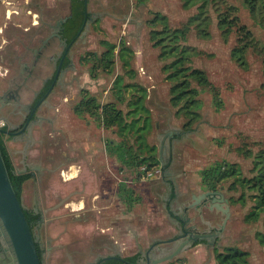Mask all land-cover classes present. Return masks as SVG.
<instances>
[{
	"label": "rangeland",
	"instance_id": "374dc122",
	"mask_svg": "<svg viewBox=\"0 0 264 264\" xmlns=\"http://www.w3.org/2000/svg\"><path fill=\"white\" fill-rule=\"evenodd\" d=\"M63 1L61 12H65L68 6L65 4L67 0ZM184 2L148 0L140 4L138 0H88L90 17L84 33L73 45L74 68L65 70L58 90L51 95L53 106H44L40 110V114L45 116L39 122L38 146L50 161L52 153L49 150L54 147L53 161L67 163L61 168L57 179L60 185L66 187L65 192L45 193L43 202L37 205H42L38 209L44 221L34 231L41 239L43 248L52 249V253L45 254L46 263L59 264L58 255L61 253L58 250L63 249L68 252L81 250L89 264H94L99 253L115 251L113 245L117 239L124 240L128 248L125 254L136 255L145 243L150 244L155 239H165L178 232L175 222L171 220V212L180 214L181 211L177 202L172 205V210L169 203L175 190H179L181 202L194 204L192 194L198 196L205 189L200 174L202 169L217 161L227 160L238 165L243 174L251 175L253 160L247 154L249 150L258 151L264 143V28L252 18L240 0H232L239 7L241 23L248 26L260 45L249 48L247 64L241 65L232 57V49L238 40L237 33H232L225 40L213 10L210 37L199 36L192 27L188 44L199 51L193 57L192 65L207 72L220 93L223 106L217 111L212 92L202 93V117L193 123L190 130H185L187 118L179 115L177 107L172 105L171 80L163 69L165 62L159 56L160 49L153 45L150 38L148 23L154 11H161L167 15L171 26H183L197 13L196 6L187 8ZM103 39L117 44L125 40L132 47L135 51V77L131 78L125 73L119 57L112 74L99 70L95 76L89 71L93 65L91 52L101 53L104 50L101 44ZM118 74H124L126 82H139L147 88L146 105L152 114L148 141L157 146L162 160V169L153 172L152 176L144 173L140 179L109 154L107 141L121 139L116 131L99 127L93 117L83 119L74 112L76 103L85 93L93 94L102 101L113 98L112 86ZM24 98L30 100V94L25 93ZM47 117L53 121H48ZM52 140H59L57 153V145ZM63 170L69 171L70 176L64 178ZM122 182H127L131 188L132 196L136 199L133 203L125 199L126 192L120 191ZM231 183L232 179L218 182L228 199L230 217L221 210H203L205 216L214 218L221 229L216 247L222 249L236 245L249 251V264H264V245L256 236L259 229L264 230L262 221H246L251 202L248 201L246 205L234 202L233 199H237L241 191L231 189ZM101 185H104L105 193H100ZM69 186H74L76 190V198L71 200L76 203L73 207L67 199ZM82 201L84 208L79 209ZM33 203L32 200L30 203L25 201L29 209H33ZM130 203L133 204L131 209ZM192 207L189 212L195 218L192 224L202 229L205 225L200 221L196 208ZM118 221L122 222L117 233H114L110 227H114ZM120 229H123V236ZM130 235H135L136 241L142 239L140 247L136 246L135 240L126 242ZM168 244L164 243L170 246ZM216 247L199 242L162 264H217Z\"/></svg>",
	"mask_w": 264,
	"mask_h": 264
},
{
	"label": "trees",
	"instance_id": "16d2710c",
	"mask_svg": "<svg viewBox=\"0 0 264 264\" xmlns=\"http://www.w3.org/2000/svg\"><path fill=\"white\" fill-rule=\"evenodd\" d=\"M184 1L187 8L196 6L197 13L192 15L183 26H171L169 18L161 11H154L148 23L150 38L153 45L160 49L159 56L165 62L163 69L168 72L167 78L171 80L172 105L177 107L179 115L183 114L187 118L184 127L185 130H190L193 123L202 117L203 102L200 98L202 93L212 92L213 104L217 111L223 106L220 93L210 81L207 72L192 65L193 57L199 54L196 47L188 44L192 27L196 29L199 36L210 37V27L213 22L211 10H213L225 40H228L232 33H237L238 40L232 49V57L241 65L247 64L246 54L249 48L260 47V45L248 26L241 23L238 14L239 7L232 0ZM240 1L248 8L252 18L264 28V0ZM138 2L143 4L148 0H138ZM71 4L73 16L69 21L71 28L74 29L71 36L75 35L78 38L85 23V0H71ZM67 24L68 22L65 23V34L67 33ZM101 44L104 46L101 53L91 52L93 65L89 71L93 75L97 76L96 73L99 70H106L112 74L116 68L117 57H119L125 73L131 78L135 77L136 71L133 68L135 51L125 40H121L117 44L103 39ZM146 92L147 88L139 82H126L125 75L118 74L112 86L113 98L102 101L93 94L85 93L74 107V112L80 118L87 119L88 116H91L97 121L99 127L116 131L121 139L118 141L108 140L107 150L123 166L135 172L140 179L144 173L162 169V160L157 153V146L148 141V135L152 130V114L146 105ZM0 151L14 190L22 202L23 185L29 175L17 172L7 146V133L3 130H0ZM247 156L253 160L251 175L243 174L238 165L227 160L215 162L202 169L200 174L205 189L208 190L218 189V182L221 180L232 179L230 188L241 191L240 196L233 201L241 202L244 205L248 201L251 202V209L245 217L246 221L251 223L262 221L264 227V143L258 151L249 150ZM120 189L123 193L126 192L125 199L133 203L135 198L132 196V190L128 187L127 182H122ZM122 195L124 197V194ZM132 203H130V209ZM24 210L34 234L41 215L26 207ZM256 236L264 245V230L259 229ZM37 249L40 254L39 243H37ZM136 258L137 255L127 257L131 261H135ZM215 260L217 264H249V251L236 245H228L222 249L216 247ZM102 264H125V262L118 258H110Z\"/></svg>",
	"mask_w": 264,
	"mask_h": 264
},
{
	"label": "flooded vegetation",
	"instance_id": "af4514ba",
	"mask_svg": "<svg viewBox=\"0 0 264 264\" xmlns=\"http://www.w3.org/2000/svg\"><path fill=\"white\" fill-rule=\"evenodd\" d=\"M63 3V0H0V121L4 124L0 128L7 127L8 130L17 127L23 128L34 122H40V118L45 116L40 114V110L44 106H53L50 97L58 90L65 70L74 68L73 45L84 33L85 27L80 31L78 38L75 35L71 36L74 32L69 21L73 16L71 0H67L65 3L68 4L65 12L60 10ZM89 17L90 14H88L87 21ZM66 22L68 24L65 34ZM84 24L86 25V22ZM27 92L30 94V100L24 98V94ZM47 119L50 122L53 121L49 117ZM206 191L213 190L204 189L197 194L198 196L192 194L194 204H186L179 200L180 191L175 190L169 204L172 210V205L177 202L181 211L180 214L171 212L173 214L171 220L175 222L178 232L165 239H155L145 252L136 254L135 261L127 259V257L135 255L122 256L118 251H113L99 253L94 264H98L105 256L125 258L127 261L118 258L125 264H143L147 261L148 256L152 258L159 255L160 246L171 248L178 241L189 239V237L195 238L193 245L201 242L216 247L219 241L217 235L220 234L217 231L219 224L215 222L214 218L205 216L203 210L206 208L209 212H213L220 209L216 206V202H213L212 197L200 198L199 195ZM192 206L196 208L200 221L205 225L202 229L197 224H192L195 219L189 213ZM36 212L41 215L38 223V226H41L44 221L43 214L41 211ZM0 229L3 230L2 227ZM1 230L0 264H14L13 258H10L13 255V250L9 239ZM199 235H204V240L200 241ZM34 237L36 244L39 243L41 264H48L44 257L46 253H52V249L43 248L42 241L35 231ZM196 238L198 239L196 240ZM163 240L170 246L158 244ZM113 248H115V244ZM149 249L151 250L148 253ZM58 251L61 253V256L58 255L60 257L59 264H89L86 255L81 250L68 252L62 249ZM54 252L57 251L54 250Z\"/></svg>",
	"mask_w": 264,
	"mask_h": 264
},
{
	"label": "crops",
	"instance_id": "0c3cea01",
	"mask_svg": "<svg viewBox=\"0 0 264 264\" xmlns=\"http://www.w3.org/2000/svg\"><path fill=\"white\" fill-rule=\"evenodd\" d=\"M58 121H60V119H58ZM39 125H41V123L34 122L30 124L24 131H22L21 127L12 128L9 130L14 132V134H7V146H8L11 158L14 162L17 172L20 174L29 175V178L25 181L23 185L22 203L24 207L28 208L25 204V201L30 203V201L32 200V202L34 203L32 204L31 208H33L32 210H35V211H41L40 209L42 205L40 207H37V205L43 202V197L45 193L46 194H50V192L51 193L53 192L55 194L63 193L65 192V188H66L64 187V185H60L57 179H59L61 168L66 166L67 163H61L58 160H55V162L53 161L52 155L54 154V147H51V150H49L52 153L50 155L51 161L45 156L46 155L44 154L45 152H43V150L40 148V146H38V143H37L39 139L38 138ZM51 138L54 139L53 136H51ZM52 141L54 142V145H57V147H55V153H57L59 149L58 148L59 140H55V141L52 140ZM89 161H90V158H89ZM61 187H62V190H60ZM103 188H104V185H101L100 193H105V190H103ZM67 191H68L67 199L69 202L68 204L73 207L76 205V203L71 202V200L76 198V190L74 189V186L73 187L69 186ZM120 193L121 192L119 191L118 194ZM95 198H97V196ZM64 200L65 199L63 198V201ZM79 204H80L79 209L84 208L83 201L80 202ZM50 208L52 207H49L48 209ZM120 222L119 221L115 222L114 227H112L113 229L110 227L112 232L117 233V230L119 229V226L121 225L119 224ZM105 230L107 231L108 228ZM120 232H121V236H123L124 234L123 229H120ZM136 235H139V234L136 233ZM134 236L135 235H130L129 237H127L125 239L126 242L134 241L135 240ZM140 240L142 239H138L137 241L135 240L137 247H140ZM148 241H149V237H148ZM149 245L150 244L145 243V245L141 249L139 248V250H137L138 251L137 253L145 252L146 249L149 248ZM125 246L126 245L123 239L115 240L114 249L115 251H118V253L122 256H128V254H125V250L128 249L127 246L126 247ZM128 246L132 248V246L130 245ZM162 263H158V264H162Z\"/></svg>",
	"mask_w": 264,
	"mask_h": 264
},
{
	"label": "water",
	"instance_id": "95a60500",
	"mask_svg": "<svg viewBox=\"0 0 264 264\" xmlns=\"http://www.w3.org/2000/svg\"><path fill=\"white\" fill-rule=\"evenodd\" d=\"M85 13L86 21L88 17V0H85ZM85 27V24L83 28ZM82 28V29H83ZM27 126L22 128L24 131ZM6 132L7 134H14L11 130L0 129ZM210 196L213 199V202H216V206L223 212V214L230 217V205L228 199L225 198L224 193L221 190L206 191L200 195V198ZM227 217V218H228ZM0 227L3 228L2 233L8 237L10 246L13 250V255L10 258H13L14 264H41L39 253L37 250L36 239L32 232L31 226L27 220L24 205L17 196V193L14 190L11 179L9 177L5 161L0 151ZM217 231L220 232L221 229L217 228ZM216 236V235H215ZM220 235H217V237ZM204 235H199V240H204ZM198 238H196L197 240ZM206 240V239H205ZM166 241L163 240L161 243L164 244ZM195 242V238L189 237L183 241H178L173 247L167 248L160 246L159 255L156 257H147V261L143 264H157L165 261L172 260L174 257L178 256L183 250L192 246ZM151 249L148 250V253ZM116 256H105L102 257L98 264H101L104 260L113 258ZM124 261H127L125 258L118 257Z\"/></svg>",
	"mask_w": 264,
	"mask_h": 264
},
{
	"label": "built area",
	"instance_id": "2783aa9c",
	"mask_svg": "<svg viewBox=\"0 0 264 264\" xmlns=\"http://www.w3.org/2000/svg\"><path fill=\"white\" fill-rule=\"evenodd\" d=\"M3 125H4L3 122L0 121V127H2ZM148 175H149V176H152V175H153V172L149 171V172H148ZM62 176H63L64 178L69 177V176H70V175H69V171L63 170V171H62Z\"/></svg>",
	"mask_w": 264,
	"mask_h": 264
}]
</instances>
